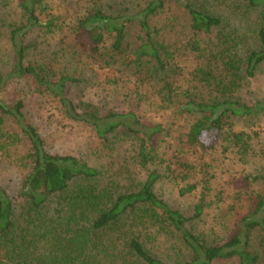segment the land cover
<instances>
[{
	"label": "trees",
	"instance_id": "obj_1",
	"mask_svg": "<svg viewBox=\"0 0 264 264\" xmlns=\"http://www.w3.org/2000/svg\"><path fill=\"white\" fill-rule=\"evenodd\" d=\"M189 55L184 88L174 78ZM94 65L112 73L103 87ZM262 74L264 0H0V157L21 178L14 195L0 184V264H259L263 173L231 182L234 203L209 229L222 191L185 185L186 212L157 185L166 138L245 165L257 155L259 133L235 127L264 117V101L238 95ZM42 102L103 145L100 168L47 149L30 118Z\"/></svg>",
	"mask_w": 264,
	"mask_h": 264
},
{
	"label": "rangeland",
	"instance_id": "obj_2",
	"mask_svg": "<svg viewBox=\"0 0 264 264\" xmlns=\"http://www.w3.org/2000/svg\"><path fill=\"white\" fill-rule=\"evenodd\" d=\"M66 45H71L70 40H65ZM190 57L180 58L182 70L176 75L174 80L181 87L187 88L190 85V73L195 69L199 60L192 55ZM109 72V73H108ZM112 73L98 65H94L88 73V79L96 82L95 85L105 86V83L111 77ZM196 85L195 83H192ZM194 87V86H192ZM95 91L88 90L91 100L96 102ZM87 95V93H86ZM238 95L242 101L247 103H255L256 101H264V74L256 79H252L249 84L238 91ZM160 113V112H159ZM153 112L148 114L155 121H176L177 126L185 128L182 119L174 117H162L161 114ZM30 118L38 131L46 140V147L52 153L70 154L76 156L89 164L100 168L103 161L95 156L92 149L97 152L107 155L103 145L98 143L90 136L89 132H85L80 126L72 124L60 118V116L51 110V107L46 103L33 104ZM259 126L249 127L247 122L240 121L235 127V132L259 133L257 138H253L251 144L256 156L248 158V164H243L238 158L232 155H223L220 145H214L209 150H203L200 147H182L181 145L174 146L168 141L161 145V153L163 154V168L171 167L168 176L163 178L157 185L158 192L166 199L174 208L188 212L192 207L196 197L195 194L181 195V189L187 184L201 183L203 187L205 182L214 189L222 191L223 203L216 204L208 210L203 218L204 221L199 224L205 229H209L215 223V218L218 213H225L228 208L234 203L233 186L231 184L236 178L243 174L255 172L264 174V117L257 120ZM189 174L186 181L180 178ZM19 172L10 165L7 160L0 157V184L5 187L11 194L17 192L20 182ZM200 187V188H201ZM215 190V191H216ZM214 196V195H213ZM220 208V209H219ZM219 209V211H218ZM222 236V234H221ZM262 254L261 262L264 264V250L259 249Z\"/></svg>",
	"mask_w": 264,
	"mask_h": 264
}]
</instances>
